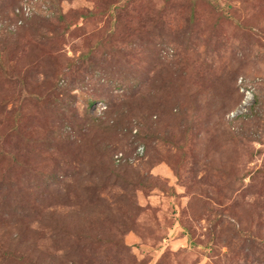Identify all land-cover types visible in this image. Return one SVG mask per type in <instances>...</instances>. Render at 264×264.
Returning <instances> with one entry per match:
<instances>
[{"label": "rangeland", "instance_id": "rangeland-1", "mask_svg": "<svg viewBox=\"0 0 264 264\" xmlns=\"http://www.w3.org/2000/svg\"><path fill=\"white\" fill-rule=\"evenodd\" d=\"M0 264H264V0H0Z\"/></svg>", "mask_w": 264, "mask_h": 264}, {"label": "trees", "instance_id": "trees-1", "mask_svg": "<svg viewBox=\"0 0 264 264\" xmlns=\"http://www.w3.org/2000/svg\"><path fill=\"white\" fill-rule=\"evenodd\" d=\"M94 12H90V14H93ZM61 18L64 19V17L61 15ZM13 33V31H11ZM173 106H171L172 108ZM172 111V110H171ZM182 115H184L183 113H180ZM185 116V115H184ZM149 128H152V125H149ZM166 135H168V131H166ZM165 139L170 143V137L165 136Z\"/></svg>", "mask_w": 264, "mask_h": 264}, {"label": "built area", "instance_id": "built-area-1", "mask_svg": "<svg viewBox=\"0 0 264 264\" xmlns=\"http://www.w3.org/2000/svg\"><path fill=\"white\" fill-rule=\"evenodd\" d=\"M142 151H143V149H142ZM140 153H142V152H140ZM122 155V154H121ZM123 156V155H122Z\"/></svg>", "mask_w": 264, "mask_h": 264}, {"label": "clouds", "instance_id": "clouds-1", "mask_svg": "<svg viewBox=\"0 0 264 264\" xmlns=\"http://www.w3.org/2000/svg\"><path fill=\"white\" fill-rule=\"evenodd\" d=\"M139 152H140V150H139Z\"/></svg>", "mask_w": 264, "mask_h": 264}]
</instances>
